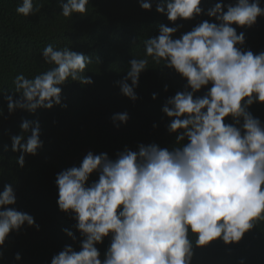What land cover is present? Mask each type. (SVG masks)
I'll return each mask as SVG.
<instances>
[{"label": "clouds", "instance_id": "1", "mask_svg": "<svg viewBox=\"0 0 264 264\" xmlns=\"http://www.w3.org/2000/svg\"><path fill=\"white\" fill-rule=\"evenodd\" d=\"M205 2L137 0L143 10L155 6L174 26L159 23L158 35L144 41V56L130 59L126 74L114 83L135 102L149 58L178 73L186 81L183 90L168 97L161 111L170 118L166 129L179 146L139 143L136 150L125 146L115 158L89 150L79 166L57 173L58 209L76 221L80 240L79 250L65 245L50 264H192L195 249L217 240L238 244L264 221V121L250 111L254 103H264V51L246 49V34L237 31L264 17V6L261 0H217L205 8ZM56 3L63 17L73 18L86 16L91 0ZM41 7L22 0L16 12L28 17ZM201 15L213 19L176 36L183 27L178 20ZM41 55L51 67L31 78L24 73L14 77L13 94L4 95L9 115L18 109H66L63 85L94 83L85 74L91 55L51 43ZM157 96L152 93L153 99ZM110 119L119 128L130 115L117 112ZM20 129L10 138L23 168L26 156L37 155L44 141L39 120L23 119ZM94 173L98 179L89 182ZM16 203L14 184L5 183L0 191V248L25 225L40 229L33 215L13 207ZM63 231L77 240L68 228ZM105 238L110 243L102 255L97 245ZM21 258L15 254L17 261Z\"/></svg>", "mask_w": 264, "mask_h": 264}, {"label": "trees", "instance_id": "2", "mask_svg": "<svg viewBox=\"0 0 264 264\" xmlns=\"http://www.w3.org/2000/svg\"><path fill=\"white\" fill-rule=\"evenodd\" d=\"M22 0H0V191L5 183H13L17 203L13 207L35 218L40 229L25 225L19 233L12 232L0 248L3 257L0 264H50L54 254L71 244L79 250V232L71 216L58 209L56 174L73 165L79 166L86 153L107 152L115 158L117 151L128 146L137 149L139 143H157L161 147L179 146L175 134H169L166 125L170 122L162 111L166 99L182 91L186 81L164 62L156 64L149 58V69L140 76L135 102L120 94L114 82L128 70V61L143 57L144 41L158 35L161 22L174 26L167 17L155 11L143 10L137 0H91L86 16L65 18L60 14L56 0H34L41 5L36 15L18 14L16 7ZM217 0H206L207 8ZM228 2V0H225ZM264 6V0H261ZM201 15L194 20H178L183 24L176 36L190 31L202 20H211ZM244 31V47L253 53L264 51V17H258L251 28ZM57 48L70 47L93 58L85 74L94 83L81 85L69 82L62 86V94L68 107L37 109L36 113L17 110L9 115L5 94H13V79L18 73L31 78L46 71L51 65L42 59V50L47 44ZM98 60V61H97ZM168 85V90L164 86ZM202 89L197 95H203ZM152 93H158L156 99ZM127 111L130 119L115 127L111 116ZM254 116L264 121V103L250 107ZM23 119L39 120L41 139L44 145L38 154L27 155L23 168L16 162L19 152L11 150V136L21 132ZM228 122H231L228 118ZM157 125L153 127V125ZM182 143V142H181ZM7 145V149H5ZM98 179L94 173L90 181ZM68 228L77 237L73 241L63 231ZM110 238L97 245L103 255ZM21 254V260L15 254ZM264 264V221L246 233L238 244L225 245L213 241L210 245L195 249L192 264Z\"/></svg>", "mask_w": 264, "mask_h": 264}]
</instances>
